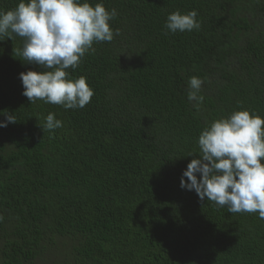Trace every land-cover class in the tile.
Returning <instances> with one entry per match:
<instances>
[{
	"label": "trees",
	"instance_id": "1",
	"mask_svg": "<svg viewBox=\"0 0 264 264\" xmlns=\"http://www.w3.org/2000/svg\"><path fill=\"white\" fill-rule=\"evenodd\" d=\"M88 2L117 10L119 34L66 70L94 91L83 108L30 104L19 74L46 69L16 55L24 38L0 41V121L17 118L0 128V264H264L258 213L180 186L207 124L239 110L264 118V0ZM177 10H195L199 30L165 29ZM49 113L63 127L44 132Z\"/></svg>",
	"mask_w": 264,
	"mask_h": 264
},
{
	"label": "clouds",
	"instance_id": "2",
	"mask_svg": "<svg viewBox=\"0 0 264 264\" xmlns=\"http://www.w3.org/2000/svg\"><path fill=\"white\" fill-rule=\"evenodd\" d=\"M117 14L115 8L109 11L103 3L93 6L88 0H20L14 9L0 10V41L14 35L24 38L22 49H14L16 55L46 69L19 74L30 104L40 100L77 109L90 103L94 91L86 78L73 79L66 70L77 69L85 54L95 51L94 42H111L119 34L110 26ZM197 15L195 10H177L167 16L164 27L171 33L199 30ZM203 83L195 76L188 81L187 98L197 110L204 100ZM3 115L0 128L17 122L15 115ZM40 126L52 132L63 122L49 113ZM198 147L199 158L188 163L181 188L194 190L201 201L226 207L228 213H258L264 219V118L248 110L234 111L207 124ZM3 219L0 215V222Z\"/></svg>",
	"mask_w": 264,
	"mask_h": 264
}]
</instances>
